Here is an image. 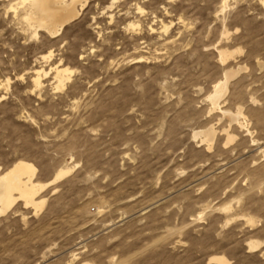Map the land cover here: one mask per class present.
<instances>
[{"label": "rangeland", "instance_id": "obj_1", "mask_svg": "<svg viewBox=\"0 0 264 264\" xmlns=\"http://www.w3.org/2000/svg\"><path fill=\"white\" fill-rule=\"evenodd\" d=\"M112 1L36 40L0 1V169L29 162L41 184L71 169L41 212L0 216V264H264V0ZM228 71L219 108L246 128L209 101ZM209 127L207 149L193 136Z\"/></svg>", "mask_w": 264, "mask_h": 264}, {"label": "bare ground", "instance_id": "obj_2", "mask_svg": "<svg viewBox=\"0 0 264 264\" xmlns=\"http://www.w3.org/2000/svg\"><path fill=\"white\" fill-rule=\"evenodd\" d=\"M10 2L4 13L6 15L12 14L15 21L19 22L24 28V32H28L31 39L36 40L40 33L48 36L50 39H55L61 35L65 27L74 22L80 16L81 12L86 8L87 4L91 0H0ZM226 1V0H225ZM116 0L106 7L107 11L112 10ZM223 10L226 7L223 4ZM222 10V9H221ZM141 12V9L138 8ZM12 20V19H11ZM16 25V24H15ZM138 25L130 23L128 29H136ZM127 29V28H126ZM169 30V26H163V31L166 33ZM42 34V35H43ZM236 52L241 50L228 51L225 49L218 50V59L222 64H225L229 59L234 57ZM52 59V52H49L41 56L40 60L49 62ZM35 61V60H34ZM133 63H142L144 58L138 57L132 60ZM50 73L54 75L53 79L56 83L55 90L62 91L66 85L70 82L73 70L68 67H61L60 64L50 68ZM49 72H45L42 69H36L33 71L32 82L34 87L40 88L43 77H47ZM239 71L225 72L222 81L217 82L214 86L213 95L209 97L210 104L213 110L221 111L222 116L228 117L230 123L235 122L239 128H243L247 122L243 116L240 108L232 114L231 112L223 111L219 108V102L228 93V85L231 79H233ZM203 131V130H202ZM216 132L213 128L209 127L204 132L196 133L193 138H198L200 142L207 144V149H210V143L215 139ZM227 142H232L228 132H226ZM255 143V142H254ZM37 168L29 162L18 160L14 162L8 169L1 171L0 169V216L9 211L16 203L21 202L25 208H31L34 214L41 212L45 207L46 199L40 196V194L48 186H52L63 177L69 175L71 169L62 168L59 169L53 178L46 184H41L36 181ZM226 208V207H225ZM227 210V209H226ZM247 223L253 225L252 218L247 219ZM258 242H250L249 249L253 250L259 247ZM214 264H229V261L224 256H212L209 260Z\"/></svg>", "mask_w": 264, "mask_h": 264}]
</instances>
